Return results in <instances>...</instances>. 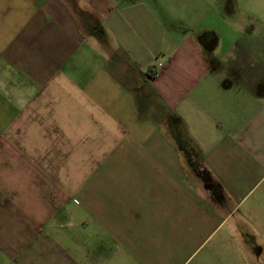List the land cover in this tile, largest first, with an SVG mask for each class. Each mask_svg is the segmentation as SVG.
I'll list each match as a JSON object with an SVG mask.
<instances>
[{
    "label": "crops",
    "instance_id": "crops-1",
    "mask_svg": "<svg viewBox=\"0 0 264 264\" xmlns=\"http://www.w3.org/2000/svg\"><path fill=\"white\" fill-rule=\"evenodd\" d=\"M226 1L0 0V264H264V67L221 59L264 47Z\"/></svg>",
    "mask_w": 264,
    "mask_h": 264
},
{
    "label": "rangeland",
    "instance_id": "rangeland-1",
    "mask_svg": "<svg viewBox=\"0 0 264 264\" xmlns=\"http://www.w3.org/2000/svg\"><path fill=\"white\" fill-rule=\"evenodd\" d=\"M215 1V0H212ZM224 1V0H223ZM227 4L232 2L231 6L223 9L224 15L231 20L238 22L237 25L244 26L245 34L241 40L239 47L243 46L246 49L251 46L258 48L264 47V0H227ZM215 3V2H214ZM225 3V2H224ZM261 51V52H260ZM254 55H222V62H238L243 63L247 58H253L256 65L264 67V53L260 49ZM245 60H243V58ZM249 61L248 63H250ZM229 64V63H228ZM246 64V61L244 62ZM255 79H264V72L260 71L255 74ZM215 241L201 247L196 254L186 264H234L231 262V257L226 250L215 248Z\"/></svg>",
    "mask_w": 264,
    "mask_h": 264
}]
</instances>
